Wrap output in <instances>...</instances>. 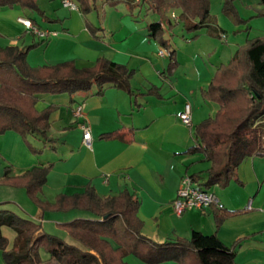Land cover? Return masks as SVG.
Returning <instances> with one entry per match:
<instances>
[{
  "label": "crops",
  "instance_id": "obj_1",
  "mask_svg": "<svg viewBox=\"0 0 264 264\" xmlns=\"http://www.w3.org/2000/svg\"><path fill=\"white\" fill-rule=\"evenodd\" d=\"M96 1L103 4V18L99 15L86 21L103 30L98 34L99 40L88 30L79 2L76 11L62 5L63 10H55L54 14V10L50 11L51 5L43 3L44 13L57 21L50 24L38 22L33 13L20 7L0 8L1 47L26 48L37 43L36 37L18 22L20 17L30 19L54 35L28 54V63L33 68L73 62L82 69L93 67L98 59H107L135 72L134 95L106 86L102 96L77 95L74 103L68 95L42 97L36 106L39 112L50 106L57 107L50 118L48 136L52 142L30 137V144L43 150L41 156H36L19 134L7 132L0 136V181L6 171L9 177H18L36 167L53 165L48 183L38 195L45 203L54 205L60 195L83 194L88 185L102 198L116 197L127 190L140 202L137 217L144 236L165 243L189 240L194 231L217 235L228 247L239 244L237 264H264V158L246 159L238 168L236 182H230L226 189L218 186L209 189L207 172L212 164L203 154L187 153L197 143V127L219 111L218 105L203 97V91L209 88L218 69L228 65L248 39L262 37L264 32L252 38L250 32L245 37L241 28L231 22L228 26L217 22L227 35L230 31H239L235 38L229 40L224 35L219 40L210 37L207 30L194 34L186 32L181 24L170 28L169 20L177 23L180 14L177 10L162 15L142 0H133L131 5L122 1L110 9L108 0ZM210 1L212 10L214 0ZM216 2L223 6L225 0ZM261 2L237 0L235 8L243 20L249 21V15L255 18L254 22H261L264 18H256L258 12L264 11ZM159 22L163 25L162 35L153 36L148 27ZM29 36H33V41L27 42ZM172 59L177 65L168 73ZM187 104L192 106V128L180 119ZM79 106H83L82 118L74 114ZM82 125L91 129L90 147L84 144ZM185 176L195 177L216 194L224 206L222 212L213 207L177 216L173 203ZM0 210L14 212L41 225L43 230L36 236L44 231L84 251L60 225L77 219H98L85 210L44 212L25 189L1 182ZM48 226L53 232H48ZM1 233L9 241L8 250H12L17 233L7 227ZM40 254L46 264H57L50 260L48 253L41 250ZM124 262L145 264L132 255ZM0 264H6L1 249Z\"/></svg>",
  "mask_w": 264,
  "mask_h": 264
},
{
  "label": "trees",
  "instance_id": "obj_2",
  "mask_svg": "<svg viewBox=\"0 0 264 264\" xmlns=\"http://www.w3.org/2000/svg\"><path fill=\"white\" fill-rule=\"evenodd\" d=\"M77 1L84 13L91 9L90 0ZM122 1L129 5L134 3L133 0H110L108 3L116 7ZM236 1L225 0L222 11L236 24L246 25L249 21L240 17L235 8ZM141 2H149L151 8L162 15L172 10L180 11L177 23L168 21L170 28L181 24L186 32L194 34L207 30L210 37L219 40L226 35L210 19V0ZM261 4L264 6V0ZM15 7L44 16L38 0H0V8ZM258 18H264V11L258 12ZM46 21L57 22L48 18ZM86 25L92 36L99 40L98 34L103 30L89 21H86ZM162 26L161 22L153 23L148 29L153 36H160ZM161 43L166 46L165 41L161 40ZM39 46H0V136L7 132L19 134L36 156L42 155L43 150L34 148L29 138L40 137L52 142L48 136L50 118L57 109L50 106L39 112L36 106L42 97L68 95L74 103L77 95L102 96L106 86H114L134 95L132 80L135 75L126 66L107 59H98L93 67L82 69L73 62L33 68L28 63V54ZM173 55L171 52L172 58ZM176 65L172 59L168 73ZM202 94L206 100L218 105L219 111L214 118L197 127V143L187 153L203 154L205 160L212 164L207 188H227L246 159L264 158V134L257 126L264 118V36L248 39L229 64L218 69L211 85ZM52 168L53 165L36 167L18 177H9V171H6L0 182L25 189L44 212L85 210L95 214L98 219H77L60 225L85 251L44 231L36 236L43 230L41 225L14 212L0 210V249L6 264H46L40 254L42 249L57 264H126L124 259L131 255L145 264H237L236 250L239 244L228 247L217 235L207 236L194 231L189 240L165 243L144 236L137 217L140 202L127 190L116 197L102 198L93 186L88 185L83 194L71 197L60 195L54 205L45 203L38 195L47 185ZM217 225L221 226L220 216L217 217ZM3 227L14 230L18 235L12 250H8L9 241L1 233ZM108 240L117 247L114 248Z\"/></svg>",
  "mask_w": 264,
  "mask_h": 264
},
{
  "label": "built area",
  "instance_id": "obj_3",
  "mask_svg": "<svg viewBox=\"0 0 264 264\" xmlns=\"http://www.w3.org/2000/svg\"><path fill=\"white\" fill-rule=\"evenodd\" d=\"M141 0H137L140 2ZM63 7L76 11L79 5L73 0H63ZM175 18V15H173ZM18 22L22 24L28 31H30L40 41H48L52 33L36 26L30 19L20 17ZM75 117L82 118L84 116L83 106L77 107L75 110ZM182 123L189 128H192V106L187 104L183 113L180 115ZM84 132V144L88 147L92 144V132L87 125H82ZM223 210L224 206L220 199L212 191L207 189L204 184L194 180L190 176H185L182 179L181 187L177 193V198L173 203V208L177 216L182 217L191 210L206 211L211 208ZM249 208H251L249 206Z\"/></svg>",
  "mask_w": 264,
  "mask_h": 264
},
{
  "label": "rangeland",
  "instance_id": "obj_4",
  "mask_svg": "<svg viewBox=\"0 0 264 264\" xmlns=\"http://www.w3.org/2000/svg\"><path fill=\"white\" fill-rule=\"evenodd\" d=\"M74 1V0H73ZM217 0H214L213 1V4H212V10H211V17H210V19H211V21L213 22V25H217V22H221V24H223L224 26H228V24L231 22L232 23V25L234 26V27H236V28H241V31L242 32H244V36L246 37L247 36V33H250V32H252V34L250 35V38H252V37H254L255 36V34L256 33H261V32H264V27H262L263 25L262 24H264V21H261V22H254L255 21V18L254 19H251V17L248 15V19H249V23L248 24H241V25H238V24H236L233 20H232V18L231 17H229L228 15H226V14H224L223 13V11H222V7L223 6H221V4L220 3H218V2H216ZM76 2V1H75ZM78 2V1H77ZM76 2V3H77ZM109 0L107 1V5H108V8L110 9V8H115V7H112V6H110L109 5ZM47 4V5H51L50 6V11L52 10H54V12H53V14L55 13V10L57 11V12H59V11H62L63 10V8H62V3H63V0H42L41 1V4H38V6H39V8H40V10L44 13V11L42 10V6H44V5H42V4ZM122 3V2H121ZM126 3V2H125ZM78 4V3H77ZM90 4H91V9L88 11V12H83V14H85L84 15V17H85V21L87 20V19H89V18H91V19H94V18H99L98 16L100 15V16H102V18H103V14L105 13L104 12V10H103V4L101 3V2H99V1H96V2H94V0H90ZM119 5V4H118ZM81 7V6H80ZM51 11V12H52ZM30 13H33L34 14V16H36V19H37V21L38 22H40V23H46V24H50L48 21H46V18H48L49 19V17H51L48 13L46 14V13H44V16H42L39 12H32V11H30ZM257 13V12H256ZM49 16V17H48ZM244 16V15H243ZM241 18H242V16H240ZM256 18H258V17H256ZM251 22H254L253 24L251 23ZM220 24V23H219ZM249 24H252V25H250V27L248 26ZM36 26H38V25H36ZM253 28V29H252ZM236 30H238V29H236ZM236 30L235 31H230L229 33H228V35H227V33H226V36H228L229 37V40L230 39H232V38H235V37H237L238 35H239V31L238 32H236ZM30 32V31H29ZM54 35L52 34L51 35V37L50 38H52ZM35 39V41L37 42L36 44H41L40 46H42V44H43V41H40L38 38H34ZM31 41H33V36H29L28 38H27V42H31ZM22 44H24V41H23V43ZM33 45V44H32ZM32 45H28L27 47H29V46H32ZM26 47V48H27ZM35 50V49H34ZM33 51V50H32ZM261 122V123H260ZM257 126L258 127H260L262 130H263V134H264V118L262 119V121H259L258 122V124H257ZM264 138V137H263ZM41 156V155H40ZM209 174H210V169L208 170V172H207V175H208V178H209ZM231 182H236L235 181V179H233ZM222 189H226V188H222ZM28 195V194H27ZM29 196V195H28ZM30 197V196H29ZM5 206V205H4ZM47 230H48V232H53L52 231V229L50 228V226H48L47 227ZM52 234H54V233H52ZM55 235H57V234H55ZM58 236H59V234H58ZM61 236V235H60ZM89 240V239H88ZM87 240V241H88ZM90 242H92L91 240H89ZM97 246H99V245H97ZM23 247V246H22ZM19 248H20V244H19V246H17V249L19 250ZM42 251L43 252H45L43 249H42Z\"/></svg>",
  "mask_w": 264,
  "mask_h": 264
}]
</instances>
